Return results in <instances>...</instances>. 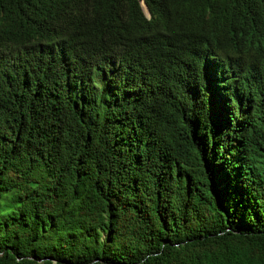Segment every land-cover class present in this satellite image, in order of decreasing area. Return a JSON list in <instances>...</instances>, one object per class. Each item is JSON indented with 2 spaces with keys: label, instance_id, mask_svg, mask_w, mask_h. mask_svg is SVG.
<instances>
[{
  "label": "trees",
  "instance_id": "trees-1",
  "mask_svg": "<svg viewBox=\"0 0 264 264\" xmlns=\"http://www.w3.org/2000/svg\"><path fill=\"white\" fill-rule=\"evenodd\" d=\"M0 264H264V0H0Z\"/></svg>",
  "mask_w": 264,
  "mask_h": 264
},
{
  "label": "clouds",
  "instance_id": "clouds-1",
  "mask_svg": "<svg viewBox=\"0 0 264 264\" xmlns=\"http://www.w3.org/2000/svg\"><path fill=\"white\" fill-rule=\"evenodd\" d=\"M143 2H144V1H142L143 9H144L146 15H147L148 17H150V12H149V10H148L149 13L147 14V11H146V9H145V7H144V3H143Z\"/></svg>",
  "mask_w": 264,
  "mask_h": 264
},
{
  "label": "water",
  "instance_id": "water-1",
  "mask_svg": "<svg viewBox=\"0 0 264 264\" xmlns=\"http://www.w3.org/2000/svg\"><path fill=\"white\" fill-rule=\"evenodd\" d=\"M143 3H144V7H145V9H146V11H147V14H148V13H149V12H148V8H147L145 2H143Z\"/></svg>",
  "mask_w": 264,
  "mask_h": 264
}]
</instances>
